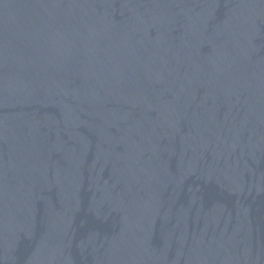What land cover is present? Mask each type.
Listing matches in <instances>:
<instances>
[{
    "label": "water",
    "instance_id": "obj_1",
    "mask_svg": "<svg viewBox=\"0 0 264 264\" xmlns=\"http://www.w3.org/2000/svg\"><path fill=\"white\" fill-rule=\"evenodd\" d=\"M0 264H264V0H0Z\"/></svg>",
    "mask_w": 264,
    "mask_h": 264
}]
</instances>
